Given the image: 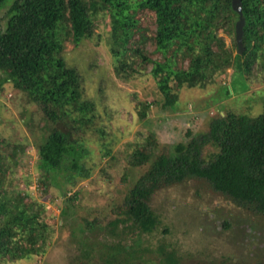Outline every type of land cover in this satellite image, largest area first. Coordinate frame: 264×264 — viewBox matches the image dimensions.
I'll return each instance as SVG.
<instances>
[{
	"label": "trees",
	"instance_id": "trees-1",
	"mask_svg": "<svg viewBox=\"0 0 264 264\" xmlns=\"http://www.w3.org/2000/svg\"><path fill=\"white\" fill-rule=\"evenodd\" d=\"M4 3L0 0V9ZM239 5L241 54L234 52L238 13L232 0H11L0 30L1 81L10 82L26 104L37 105L45 122L36 145L39 183L46 187L49 176L55 182L58 174L69 172L74 187L91 172L82 163L85 151L79 141L63 132L72 129L67 124L71 114L84 126L94 112L93 103L83 99L81 75L62 55L66 41L77 46L92 38L95 18L108 15L114 74L131 80L149 68L162 108H172L182 88L203 89L229 70L248 87L254 70L264 72V0H239ZM145 13L152 16L154 30L142 25L140 14ZM139 106L143 119L148 107ZM185 135L189 139L168 153H156L158 141L151 134L134 145L127 163L144 172L126 194L128 220L150 233L158 224L148 204L151 196L188 177L203 179L237 206L264 215V106L256 117L226 110L209 120L204 133ZM1 144L0 253L25 259L44 252L49 228L39 221L42 206L18 192L10 197L4 188L7 163L16 161ZM207 147L212 149L208 160L202 156Z\"/></svg>",
	"mask_w": 264,
	"mask_h": 264
},
{
	"label": "rangeland",
	"instance_id": "rangeland-1",
	"mask_svg": "<svg viewBox=\"0 0 264 264\" xmlns=\"http://www.w3.org/2000/svg\"><path fill=\"white\" fill-rule=\"evenodd\" d=\"M6 1L0 30L11 0ZM140 17L154 30L152 16ZM108 18H95L92 38L77 46L64 43V60L77 69L83 99L94 105L90 123L83 126L71 114L67 124L72 129L63 128L67 138L79 141L85 151L82 163L91 171L74 187L69 172L58 174L55 182L49 176L46 187L39 183L36 145L45 122L38 106L26 104L10 82L1 81L0 72V141L4 154L16 161L6 162L10 173L4 188L10 197L18 192L42 206L39 221L49 228L43 253L17 260L0 253V264H263L264 215L237 206L203 179L188 177L151 196L148 204L158 224L150 233L128 220L125 197L144 172L127 163L135 144L151 134L158 141L156 153H168L189 139L187 131L190 136L204 133L209 120L226 110L258 116L264 106V72L254 70L247 87L229 70L203 89L182 88L174 106L162 108L149 68L131 80L114 74ZM223 38L231 46V39ZM140 102L148 107L143 119ZM211 151H203L204 159Z\"/></svg>",
	"mask_w": 264,
	"mask_h": 264
},
{
	"label": "water",
	"instance_id": "water-1",
	"mask_svg": "<svg viewBox=\"0 0 264 264\" xmlns=\"http://www.w3.org/2000/svg\"><path fill=\"white\" fill-rule=\"evenodd\" d=\"M233 9L238 13V21L235 24V43H236V52L241 54L243 51V45L241 42L242 37V27H243V18L241 17V10L239 5V0H232Z\"/></svg>",
	"mask_w": 264,
	"mask_h": 264
}]
</instances>
